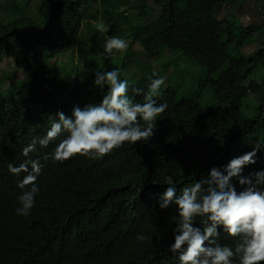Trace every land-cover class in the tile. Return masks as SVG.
I'll list each match as a JSON object with an SVG mask.
<instances>
[{
    "label": "trees",
    "instance_id": "trees-1",
    "mask_svg": "<svg viewBox=\"0 0 264 264\" xmlns=\"http://www.w3.org/2000/svg\"><path fill=\"white\" fill-rule=\"evenodd\" d=\"M230 1L152 0L159 15L148 21L153 7L139 0L136 23L134 16L123 21L130 45L141 47L144 59L180 53L202 69L204 83L219 104L253 96L256 116L244 119L239 109L220 105L201 108L197 98L177 99L168 87L158 101L167 102L168 108L149 141L125 144L100 160L80 155L63 162L42 160L36 205L29 216L21 217L15 209L27 188L17 187L18 178L9 173L8 164L25 159L22 149L34 136L46 134L57 112L70 116L75 105L99 103L104 93L93 87L95 72L118 67L102 57L98 68L91 65L82 73L83 81L77 70L70 83L53 64L58 56L73 53L83 27L97 20L96 0H41L34 17L26 15L27 9L22 13L26 1L19 6L10 0L18 15L0 23V62L4 55L15 54L24 79L0 97V264H179L168 251L176 206L158 205L168 187L166 178L171 177L179 192L206 177L211 167L251 151L252 142L264 132V76L261 84L244 86L258 68L264 70V48L248 53L262 26L244 27L233 16L217 20ZM154 73L161 76L162 71L149 73L132 87L147 91ZM136 101L142 103L143 97ZM62 138L32 157L51 153ZM257 157L243 175L264 168V155ZM232 183L242 190L236 178ZM138 234L149 239L137 241ZM218 242L232 247L236 243L224 233Z\"/></svg>",
    "mask_w": 264,
    "mask_h": 264
},
{
    "label": "clouds",
    "instance_id": "clouds-1",
    "mask_svg": "<svg viewBox=\"0 0 264 264\" xmlns=\"http://www.w3.org/2000/svg\"><path fill=\"white\" fill-rule=\"evenodd\" d=\"M93 23L98 33H108L109 25L103 19ZM128 47V40L109 36L102 45V55L110 58L115 52H126ZM153 75L155 78L150 79L145 91L132 87L129 79H122L118 68L95 72L93 87L104 93L99 103L82 108L75 105L70 116L57 112L46 134L34 136L22 149L25 159L18 165L8 164L9 173L18 178L17 187L27 188L18 197L17 215L29 216L36 205L42 160L63 162L76 155L100 160L125 144L147 142L154 136L156 122L168 104L158 102L166 78ZM130 89L133 95L129 94ZM137 96L143 97L142 103L136 101ZM62 136L51 153L32 157L38 149L48 148ZM258 153L264 155V139H255L251 151L220 167H211L206 177L179 192L171 177L166 178L168 187L159 195L158 205L161 209L176 206L168 251L178 257L179 264L264 262V168L243 175L246 167L257 163ZM233 178L242 190L237 191ZM221 233L234 238L235 246L219 243ZM136 239L144 242L149 237L138 234Z\"/></svg>",
    "mask_w": 264,
    "mask_h": 264
},
{
    "label": "rangeland",
    "instance_id": "rangeland-1",
    "mask_svg": "<svg viewBox=\"0 0 264 264\" xmlns=\"http://www.w3.org/2000/svg\"><path fill=\"white\" fill-rule=\"evenodd\" d=\"M27 6H23L24 2ZM41 0H16L17 4L22 7V13L30 17L35 16L34 7ZM139 0H96L94 6L97 11V20L103 21L109 25V31L106 34H100L96 31L95 23L90 21L83 27L81 40L78 48L73 53L58 56L53 60V64L60 68L63 77L72 82L75 73L88 72L91 65L98 68L102 63V45L109 36H116L130 41L128 38L129 27L124 22V18L135 15V10ZM150 7H153V14L148 21H153L159 15V8L155 6L152 0H148ZM108 13V18L105 14ZM158 14V15H157ZM18 14L10 6V0H0V23H8L12 17ZM157 15V16H156ZM235 17L244 27L249 25H261L262 29L256 36V43L248 49V53L264 48V0H231L228 2L222 12L217 16V20H223L229 17ZM96 20V21H97ZM135 20V16H134ZM133 22L132 24H135ZM142 48L137 45H130L126 52H115L109 59L112 67H118L122 71V79H129L134 83L151 72L162 71L161 76L165 77V87H171L175 91L177 99L194 97L201 108L214 109L219 105L223 108H237L241 111L244 119H252L256 116L257 102L253 96L247 97L240 102L228 101L219 104L208 84H205V73L201 68L194 65L188 58L180 53L166 52L160 60L148 61L142 56ZM82 56V57H81ZM78 70V71H77ZM78 73V74H79ZM217 74L211 75L215 79ZM264 70L258 68L250 80L244 83L248 86L251 81L262 83ZM86 74L80 76L83 81ZM24 79V73L15 64V54H6L0 62V97L4 90L12 85L19 83ZM71 86V84H70ZM130 94V92H129ZM264 116V115H263ZM264 139V132L261 135Z\"/></svg>",
    "mask_w": 264,
    "mask_h": 264
}]
</instances>
